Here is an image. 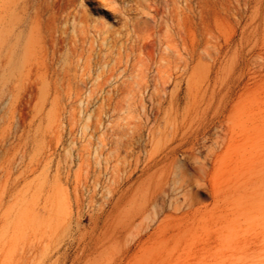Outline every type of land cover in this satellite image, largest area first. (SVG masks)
I'll list each match as a JSON object with an SVG mask.
<instances>
[{"label": "rangeland", "instance_id": "obj_1", "mask_svg": "<svg viewBox=\"0 0 264 264\" xmlns=\"http://www.w3.org/2000/svg\"><path fill=\"white\" fill-rule=\"evenodd\" d=\"M66 12L0 0V264H264V0Z\"/></svg>", "mask_w": 264, "mask_h": 264}, {"label": "bare ground", "instance_id": "obj_2", "mask_svg": "<svg viewBox=\"0 0 264 264\" xmlns=\"http://www.w3.org/2000/svg\"><path fill=\"white\" fill-rule=\"evenodd\" d=\"M72 1L73 0H4V2L12 8L14 14L13 19L6 26L8 36L19 39L28 29L29 33L31 35L33 34V37L39 42L45 43V41L48 40L54 44L58 40V36L56 35L57 30L60 24L66 20L69 14L66 11L72 4ZM189 16L190 15L184 17V26H186V30L190 33L192 31L191 28H194L195 25L192 27L194 22L191 16ZM201 19L199 25L201 24V28L207 32L206 24ZM195 29H197V27ZM149 35L150 34H148V36ZM148 42L141 45L140 48H148L151 43ZM150 204L154 205V209L156 203H154L153 199ZM153 209H146L145 212L152 213L154 211ZM147 216H149V214Z\"/></svg>", "mask_w": 264, "mask_h": 264}]
</instances>
